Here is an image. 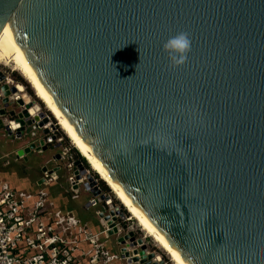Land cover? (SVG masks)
Listing matches in <instances>:
<instances>
[{
  "label": "water",
  "instance_id": "1",
  "mask_svg": "<svg viewBox=\"0 0 264 264\" xmlns=\"http://www.w3.org/2000/svg\"><path fill=\"white\" fill-rule=\"evenodd\" d=\"M3 27L184 264H264V0H0ZM181 31L191 52L172 67L163 45ZM1 88L7 104L15 87ZM46 148L39 138L16 155Z\"/></svg>",
  "mask_w": 264,
  "mask_h": 264
},
{
  "label": "built area",
  "instance_id": "2",
  "mask_svg": "<svg viewBox=\"0 0 264 264\" xmlns=\"http://www.w3.org/2000/svg\"><path fill=\"white\" fill-rule=\"evenodd\" d=\"M1 63L0 109L5 112L0 113V141L5 136L24 141L10 151L15 159L24 158L16 155L17 148L33 141L39 144V138H43L47 145L44 150L51 154L41 164L45 169L33 183L29 181V186L20 187L0 178V264H143L142 258L144 264H169L162 252L151 246L150 235L121 202L117 203L113 192L102 187L97 172L64 142L50 114L31 97L22 82L25 89L17 88L11 69ZM3 83L15 87L8 94L7 104L2 100ZM19 97L23 105L16 102ZM29 102L32 103L26 107ZM10 109L14 114L9 113ZM23 109L27 115L19 117L18 112ZM39 112L40 119H45L42 125L35 119L22 127L20 118L31 119ZM13 124L18 127L13 128ZM50 125L49 132H41ZM51 135L54 138L49 139ZM62 171L69 173L71 198L61 189ZM82 194V207L93 210L95 219L80 216L76 208L66 204L67 198L76 200ZM149 253H153L150 258L146 257Z\"/></svg>",
  "mask_w": 264,
  "mask_h": 264
},
{
  "label": "bare ground",
  "instance_id": "3",
  "mask_svg": "<svg viewBox=\"0 0 264 264\" xmlns=\"http://www.w3.org/2000/svg\"><path fill=\"white\" fill-rule=\"evenodd\" d=\"M5 27V26H4ZM4 27L0 31V61L5 64L12 65V67L18 70L21 75L28 81L31 88L33 89L35 95L43 102L44 106L50 111V113L55 117L59 126L64 131V133L71 140V143L76 147V149L81 153V155L88 161L89 165L93 170H95L100 176V178L109 186V188L114 193L115 197L120 200L126 210L135 218L137 224L148 234L151 238L166 251L167 255L175 264H184L165 244V242L157 235V233L148 225V223L136 212V210L127 202L100 164L96 161L54 103L50 100L26 62L16 53L14 50L11 38L4 30ZM17 88L19 90H24V86L17 83Z\"/></svg>",
  "mask_w": 264,
  "mask_h": 264
},
{
  "label": "rangeland",
  "instance_id": "4",
  "mask_svg": "<svg viewBox=\"0 0 264 264\" xmlns=\"http://www.w3.org/2000/svg\"><path fill=\"white\" fill-rule=\"evenodd\" d=\"M3 63H1V64H3ZM3 67L6 68V69L8 68V70L11 69V74L13 76V79L15 81H18L20 85H22L20 83L22 81L21 80H18L17 78H21L23 80L22 83L26 87V89L25 88L24 89L27 90L28 92L31 91L30 92L31 97L35 101L39 102V104L41 105V107L43 109H45L50 114L53 123H55V125H56V127L58 129L59 134H62L64 142L67 143V144H69L73 149H75V151H76V153L78 155L81 154L76 149V147L71 143V140L64 133V131L61 129V127L59 126V124H58L57 120L55 119V117L44 106L43 102L35 95V93H34L33 89L31 88L30 84L21 75V73L18 70L14 69L12 67V65L5 64V66H3ZM20 141L21 140H15L13 143L6 142L3 145V150L4 151H9V150L11 151V149L14 148V147H16L19 144ZM50 154H51V151L50 150H44L42 152L37 151V150L36 151H30L27 154V157L26 158H18L16 160L14 158V155H13L12 152L8 153L7 155H3L0 152V178L8 179V180H10L13 183H18V184H20V183L22 184V182L24 181L21 178H24L27 182L34 181L36 179V177H38L41 174V171H40V167L39 166L41 164H43L44 160L46 158H48V156H50ZM85 161L88 162L86 159H85ZM87 165L89 166V163H87ZM89 167H91V166H89ZM61 175H63V176H61V181H60L61 184H62V186H61L62 188L61 189L66 194L67 197L71 198L70 197L71 191L69 190V186H68V184H69V173H66L65 171L64 172L62 171ZM105 185L107 186V190H109V191L112 192V190L109 188V186L106 183H105ZM84 197H85V195L82 194L77 200H75V199H68L67 198L66 204L67 205H70L71 207L76 208V211H77V213L80 216H82L84 218H87V219H90V218L95 219V216H94L93 211L91 209H83V208H80L81 206L79 207V202H80V200L84 199ZM116 201H117V203H120V200L117 199V198H116ZM153 239L150 236L149 240L151 242V246L154 247L155 249L159 250L160 252H162V254L167 259V261L169 262V264H175L172 261V259L169 258V256H168L169 254L166 251H164L161 247H159L158 244Z\"/></svg>",
  "mask_w": 264,
  "mask_h": 264
},
{
  "label": "clouds",
  "instance_id": "5",
  "mask_svg": "<svg viewBox=\"0 0 264 264\" xmlns=\"http://www.w3.org/2000/svg\"><path fill=\"white\" fill-rule=\"evenodd\" d=\"M192 40L190 33L181 31L164 43L163 50L168 54V59L172 67L183 66L188 61V54L191 52ZM13 128L18 125L13 124Z\"/></svg>",
  "mask_w": 264,
  "mask_h": 264
},
{
  "label": "trees",
  "instance_id": "6",
  "mask_svg": "<svg viewBox=\"0 0 264 264\" xmlns=\"http://www.w3.org/2000/svg\"><path fill=\"white\" fill-rule=\"evenodd\" d=\"M18 80H21L22 82H23V80L21 79V78H17ZM31 92V91H30ZM15 140H18V139H14L12 136H5L4 137V139H2L1 141H0V152H1V154H3V153H10V150L9 151H4L3 150V145L6 143V142H11V143H13ZM24 141H20L19 142V144L16 146V147H18L20 144H22ZM16 147H14V148H16ZM14 148H12L11 149V151L14 149ZM75 150V149H74ZM48 157H50V156H48ZM40 167V171H41V165L39 166ZM36 179H37V177H36ZM35 179V180H36ZM34 182V181H33ZM101 184H102V187L104 188V189H107V186L105 185V183L102 181L101 182ZM85 198V197H84ZM77 200V199H76ZM81 201L82 200H80V202H79V207L80 208H83L82 207V205H81ZM84 209V208H83ZM93 211V210H92ZM91 219H93V218H91Z\"/></svg>",
  "mask_w": 264,
  "mask_h": 264
},
{
  "label": "crops",
  "instance_id": "7",
  "mask_svg": "<svg viewBox=\"0 0 264 264\" xmlns=\"http://www.w3.org/2000/svg\"><path fill=\"white\" fill-rule=\"evenodd\" d=\"M17 160V159H16ZM38 178V177H37ZM20 179V178H19ZM21 179H23L24 181L22 182V184L20 183V184H18V183H14V184H16V185H18V186H20V187H25V186H29L31 183H28L24 178H21ZM32 183H33V181H32Z\"/></svg>",
  "mask_w": 264,
  "mask_h": 264
}]
</instances>
